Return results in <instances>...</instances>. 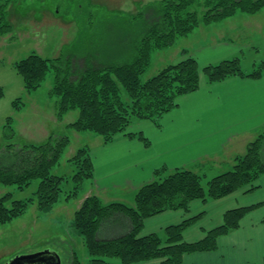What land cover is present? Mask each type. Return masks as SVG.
Returning a JSON list of instances; mask_svg holds the SVG:
<instances>
[{
  "label": "trees",
  "instance_id": "1",
  "mask_svg": "<svg viewBox=\"0 0 264 264\" xmlns=\"http://www.w3.org/2000/svg\"><path fill=\"white\" fill-rule=\"evenodd\" d=\"M21 1L24 0H0V40L12 33L9 9ZM263 9L264 0H158L141 13L148 15V23L134 42L128 62L101 64L92 58L84 61L80 70L75 57L47 59L32 53L17 61L14 69L28 91L40 89L51 68L56 69L51 94L58 98V121H63L72 111L79 112L78 119L67 129L93 133L101 138L102 145L124 136L150 147L148 138L142 132H130V127L135 122L148 121L161 128L164 116L178 108V100L200 89L203 77L208 85H213L235 77L258 80L264 76V58L254 62L253 70L247 72L239 56L201 67L197 59L183 51L185 58L181 61L143 80L152 65L153 54L172 48L179 38H188L201 25L220 24L238 13L253 16ZM4 95L0 87V101ZM24 105L21 98L13 102L16 111ZM13 123V118L7 119L6 139L16 137ZM70 144L69 136L52 134L39 145L9 143L0 148V185L24 191L38 182L33 198L16 200L12 192L0 196V227L24 216L31 205H36L40 212H51L60 201L63 183L69 178L74 188L67 193L66 200L78 197L94 184L95 169L89 146L68 158L72 175L56 173ZM233 162L230 170L211 179L185 168L162 167L154 172L152 182L141 187L132 206L118 202L106 204L97 196L87 197L76 211L73 223L83 239L89 263L144 264L160 260L163 264H183L187 254L216 251L219 239L238 230L242 220L261 205L228 210L223 223L206 231L205 237L196 242H185L184 233L204 213L170 225L160 233H142L148 219L165 212H188L195 201L207 203L259 189L264 176V133ZM103 227L108 233H104ZM123 227L127 231L122 233ZM72 257L71 264H82L76 253Z\"/></svg>",
  "mask_w": 264,
  "mask_h": 264
},
{
  "label": "rangeland",
  "instance_id": "2",
  "mask_svg": "<svg viewBox=\"0 0 264 264\" xmlns=\"http://www.w3.org/2000/svg\"><path fill=\"white\" fill-rule=\"evenodd\" d=\"M156 1L24 0L11 5L9 17L13 31L0 40V87L5 93L0 101V148L4 149L9 143L39 145L52 134L67 135L71 144L56 173L60 176L72 175L73 168L67 162L68 158L82 147H94L101 138L93 133H76L67 129L78 119V111H72L63 121H58V98L51 94L55 84L54 67L40 89L28 91L14 64L32 53L47 59L75 57L80 70L84 68V61L92 58L101 64L128 62L133 54L134 42L148 23V15L141 13ZM226 26L230 30H237L240 40H243L241 42L246 41L254 46L239 54L245 71L251 72L253 63L264 58V9L253 16L238 13L220 24L201 25L188 38H179L172 48L155 52L143 80L178 62L185 55L183 51L193 55L202 47L214 46L212 42L217 41L218 35L226 36ZM19 98L25 105L16 111L13 102ZM10 117L14 119L16 131V137L12 140L5 136V126ZM210 175L209 179L216 174ZM37 185L38 182H34L24 191L0 185V196L12 192L16 200L33 198ZM73 188L74 182L69 178L63 183L60 201L51 212H40L36 205H31L24 216L0 227V264H9L17 257L46 251L58 253L62 264L72 263L73 252L81 262L86 261L87 250L73 223L74 215L81 206L75 209L74 199L78 197L66 200L67 193Z\"/></svg>",
  "mask_w": 264,
  "mask_h": 264
},
{
  "label": "crops",
  "instance_id": "3",
  "mask_svg": "<svg viewBox=\"0 0 264 264\" xmlns=\"http://www.w3.org/2000/svg\"><path fill=\"white\" fill-rule=\"evenodd\" d=\"M225 29L226 36L218 35L217 41L212 42L214 46L207 45L188 55L205 67L254 48L246 41L241 42L237 30L228 26ZM183 58L184 55L178 61ZM130 132H142L150 147L124 136L108 145L97 142L91 148L94 184L74 199L76 210L90 196H97L106 204L118 202L132 206L141 187L152 182L154 172L162 167L185 168L207 176L230 170L234 158L244 155L249 144L264 133V76L258 80L235 77L213 85H208L203 77L200 89L181 97L178 108L164 116L161 128L139 121L130 127ZM259 185V189L248 194L237 192L207 203L195 201L188 212L168 211L150 218L142 234L160 233L170 225L204 213L184 233L185 242H196L205 237L206 231L220 226L228 210L261 205L242 220L238 230L219 239L216 251L187 254L183 264H262L264 176ZM103 231L108 233L104 227ZM125 231L127 228L123 227L122 233ZM85 260L82 264H89L88 256ZM144 264L163 262L153 260Z\"/></svg>",
  "mask_w": 264,
  "mask_h": 264
},
{
  "label": "water",
  "instance_id": "4",
  "mask_svg": "<svg viewBox=\"0 0 264 264\" xmlns=\"http://www.w3.org/2000/svg\"><path fill=\"white\" fill-rule=\"evenodd\" d=\"M9 264H62L58 253L46 251L43 253L15 258Z\"/></svg>",
  "mask_w": 264,
  "mask_h": 264
}]
</instances>
